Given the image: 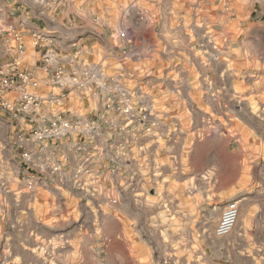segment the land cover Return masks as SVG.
<instances>
[{"label": "crops", "instance_id": "0c3cea01", "mask_svg": "<svg viewBox=\"0 0 264 264\" xmlns=\"http://www.w3.org/2000/svg\"><path fill=\"white\" fill-rule=\"evenodd\" d=\"M125 1L0 0V70L17 80L19 73H25L30 83L22 85L23 90L42 98L38 114L24 112L14 116L0 109V182L7 185L12 196L20 199L21 215L26 210L33 213L37 202L43 209L52 210V214L61 208L49 192H41L38 199L24 192L18 165L15 164L18 156L14 140L17 129L28 128L31 119L42 121L44 116L48 117L57 109V102L51 100V95L59 93L60 89L52 87L49 78L59 68L64 70L65 77H69L80 66L91 73L87 88L72 91L70 100L58 102L61 105L91 113L105 111L107 105L122 107L124 89L131 93V89H138L146 102L137 103V96L131 94L130 102L134 109V116L129 118L131 125L125 127L127 118L115 115L113 109L112 120L118 127L112 131L105 130L104 133V138L111 140L114 152L117 147L119 153L126 150L125 157L120 155L118 163L112 162L113 167H118L117 174L113 175V185L120 195L122 217L117 218L120 223L124 222V215L129 210L142 203L151 210L160 208L162 224L168 223L173 211L180 223L198 222L202 208V168H213L215 182L218 183L217 191L228 194L229 199L234 198L232 193L237 186L242 187V192L252 190L251 175L244 168L234 164L223 166L217 154L202 157L198 114L202 107L210 109V104L202 105L198 100L186 104L184 97L176 91H172V100L168 101L169 90H164L165 84L162 82L183 80V75L153 67L161 62H186L180 44L181 29L163 23L157 41H150L144 35L134 41L129 52L124 53L119 38L120 19L126 17L128 12L137 13L136 9L125 5ZM139 7L148 12L154 9L149 2L144 3V6L141 3ZM165 19V12L161 11L160 20ZM16 35L20 36V40L16 39ZM36 35L41 38L38 39ZM20 42L24 45L22 50L18 48ZM52 46L57 52L54 61L48 64L44 61V54ZM164 54L169 57L164 58ZM126 64L134 71L123 72L122 67ZM192 75L195 77V74ZM126 81L130 84L126 85ZM155 81L161 84L154 85ZM33 82H37V85L34 86ZM214 93L211 95L216 96ZM18 96V90L7 94L11 101ZM10 163L14 165V170ZM131 172L136 175L135 183ZM140 190L144 192V201L135 196ZM246 199L257 212L264 214V192L255 199L252 196ZM78 202L77 196H68L63 208L72 210L76 219L80 215L75 211ZM91 209L95 208L91 206ZM158 216L150 212L151 224L157 221ZM259 223L264 225V217L258 218L256 224ZM243 227L240 222L239 232ZM38 231L35 223L27 226L20 219V264L46 263L42 252H36L34 242ZM257 257V254L249 253V264H259ZM49 264L68 263L54 256Z\"/></svg>", "mask_w": 264, "mask_h": 264}, {"label": "rangeland", "instance_id": "374dc122", "mask_svg": "<svg viewBox=\"0 0 264 264\" xmlns=\"http://www.w3.org/2000/svg\"><path fill=\"white\" fill-rule=\"evenodd\" d=\"M148 2L154 9L145 10L143 18L133 4L139 8ZM124 4L137 12H128L120 19V27L126 25L133 41L144 35L157 41L163 23L181 29L180 44L186 62H161L153 67L183 75V80L162 82L164 90H169L168 101L172 100V91H176L186 104L193 100L210 104V109L202 107L198 114L202 157L217 154L223 166L244 168L251 175L252 190L242 192V187L237 186L232 193L234 198L229 199L228 194L217 191L213 168H202L198 222L180 223L173 211L168 223L162 224L160 208L151 210L142 203L124 215L123 223L110 208L105 207L104 212L84 208L82 216L87 222L80 225V230L72 223V210L60 208L52 214V210L43 209L37 202L33 213L26 210L21 215L20 199L12 196L2 181L0 264H20V219L27 226L37 225L36 252H54L68 264H249V253L257 254L259 264H264V225L256 224L264 214L246 199H255L264 192V0H127ZM161 11L165 12V21L160 20ZM168 57L164 54V58ZM122 71L134 70L126 64ZM131 90L133 93L122 91L124 104H128L131 94L137 96V103H146L138 89ZM214 91L216 96L211 95ZM19 135L17 129L15 164L20 177ZM135 196L144 201L143 190ZM232 199L240 202L237 227L229 235L218 237L214 228L224 206ZM75 211L79 215V210ZM151 211L159 215L153 224ZM240 222L244 226L241 232ZM100 236L111 239L107 252H96Z\"/></svg>", "mask_w": 264, "mask_h": 264}, {"label": "built area", "instance_id": "2783aa9c", "mask_svg": "<svg viewBox=\"0 0 264 264\" xmlns=\"http://www.w3.org/2000/svg\"><path fill=\"white\" fill-rule=\"evenodd\" d=\"M133 7L144 18L146 11L135 4ZM119 38L123 42L124 53L129 52L134 41L129 38L126 25L120 27ZM16 39L20 40V36L16 35ZM23 47L20 42L18 48L22 50ZM56 52L55 46L48 48L44 61L48 64L53 62ZM77 68L79 69L69 77H65L62 68L56 69L49 78V84L60 89L59 93L51 95V100L57 102L54 113L44 116L42 121L31 119L28 128L20 127V184L24 192L33 198L41 192H49L52 198L59 200L61 208L65 207L68 196H77L79 202L75 208L80 215L72 223L86 224L82 210L91 209V206L103 212L105 207L110 208L113 215L120 218V195L113 185V175L117 174L118 167H113L112 162L118 163L120 155L126 156V150L119 153L117 147L114 152L111 140L104 138V133L105 130L112 131L118 127L112 120L113 109L115 115L127 118L125 127L131 125L129 118L134 116V109L129 99L128 104L122 107L107 105L105 111L93 113L59 104L58 102L70 100L72 91L87 88L91 73L85 67ZM79 70L83 71L78 73ZM18 79L3 74L0 70V109H5L14 116L24 112L38 114L42 98L23 90L22 85L30 83L25 73H19ZM33 85L36 86L37 82H33ZM13 90H18L19 96L11 101L7 94ZM130 175L135 183L136 175L133 172ZM239 214V200H230L223 208L214 234L218 237L229 235L237 225ZM98 218H95L96 222ZM110 241L111 239L100 236L96 252H107ZM54 256V252H42L45 264H49Z\"/></svg>", "mask_w": 264, "mask_h": 264}]
</instances>
